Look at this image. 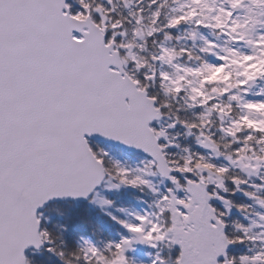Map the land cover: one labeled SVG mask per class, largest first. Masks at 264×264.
<instances>
[{
	"label": "snow or ice",
	"instance_id": "obj_1",
	"mask_svg": "<svg viewBox=\"0 0 264 264\" xmlns=\"http://www.w3.org/2000/svg\"><path fill=\"white\" fill-rule=\"evenodd\" d=\"M54 200L118 239L85 218L69 244ZM140 245L264 264V0H0V264H144Z\"/></svg>",
	"mask_w": 264,
	"mask_h": 264
},
{
	"label": "trees",
	"instance_id": "obj_2",
	"mask_svg": "<svg viewBox=\"0 0 264 264\" xmlns=\"http://www.w3.org/2000/svg\"><path fill=\"white\" fill-rule=\"evenodd\" d=\"M167 11V9H165ZM184 145L191 146L193 149H195V141L192 138H187L182 141ZM126 151V150H125ZM131 156L133 158V161H138L140 159H143L141 155H135L131 153ZM111 197L116 200L117 205H123V206H135L136 208H143L146 207V205L140 203L136 197L138 195H141L137 193L135 190L132 189H125L122 190L119 193H110ZM144 199H150V196H144ZM237 200L243 201L245 198L242 195H238L236 197ZM55 207H59L61 210H63L66 213L65 217L58 216L55 212L49 211L50 209H53ZM45 214L52 217V224H49L48 227L52 228L53 224L56 222L59 223H69L71 222V229L66 234L67 241L69 244H72L80 235L90 236L91 230L88 227V225L84 222L85 218H90L97 223L103 224L106 232L105 235L117 238V230L119 228L118 225L112 224L108 219L100 214V211L98 208L89 205L87 202L81 203V202H70V201H62V202H54L48 206L46 210H44ZM119 214V213H117ZM234 217H238L239 213L234 212ZM95 239V237H93ZM154 249L149 248H142L139 251V256H134L138 261H143L146 264H150V253H153ZM244 251L243 246L236 247L234 249V253H239ZM28 255L31 256V251L28 252ZM132 256L131 254H129ZM173 256L176 255V252L173 251ZM141 258V259H140ZM36 260L39 262V264H60V261L55 256H50L47 253L43 255H39L36 257Z\"/></svg>",
	"mask_w": 264,
	"mask_h": 264
},
{
	"label": "rangeland",
	"instance_id": "obj_3",
	"mask_svg": "<svg viewBox=\"0 0 264 264\" xmlns=\"http://www.w3.org/2000/svg\"><path fill=\"white\" fill-rule=\"evenodd\" d=\"M257 111H259V109H257ZM133 159V158H132ZM141 247H143V245L137 246V249L134 252H130L129 254H131L132 256H139V251L141 250ZM148 247V246H147ZM149 248V247H148ZM141 259V258H140ZM144 264H146L144 262Z\"/></svg>",
	"mask_w": 264,
	"mask_h": 264
},
{
	"label": "water",
	"instance_id": "obj_4",
	"mask_svg": "<svg viewBox=\"0 0 264 264\" xmlns=\"http://www.w3.org/2000/svg\"><path fill=\"white\" fill-rule=\"evenodd\" d=\"M54 201H57V200H54ZM51 202H52V201H51ZM51 202H50V203H51ZM46 206H47V205H46Z\"/></svg>",
	"mask_w": 264,
	"mask_h": 264
}]
</instances>
